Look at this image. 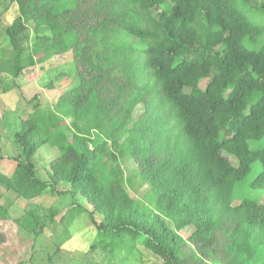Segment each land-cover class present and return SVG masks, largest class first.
<instances>
[{"label":"trees","instance_id":"trees-1","mask_svg":"<svg viewBox=\"0 0 264 264\" xmlns=\"http://www.w3.org/2000/svg\"><path fill=\"white\" fill-rule=\"evenodd\" d=\"M0 25V77L68 53L74 73L51 107L35 96L20 118L4 193L68 199L95 230L86 254L108 264L140 261V249L161 264H264V147L250 146L264 139V0H9ZM43 149L55 156L39 171ZM125 163L147 187L141 200ZM60 212L48 208L50 223ZM31 225L27 262L66 264L59 248L41 258L44 227Z\"/></svg>","mask_w":264,"mask_h":264},{"label":"rangeland","instance_id":"rangeland-1","mask_svg":"<svg viewBox=\"0 0 264 264\" xmlns=\"http://www.w3.org/2000/svg\"><path fill=\"white\" fill-rule=\"evenodd\" d=\"M8 3L9 0H0V11ZM13 12L12 10L10 11L11 14ZM5 16L7 15L5 14ZM9 20L7 18L5 22ZM22 40L23 46L31 44V28ZM8 52H10V48L7 40H4L3 30L0 25V65L3 63L2 59H5V56L9 54ZM61 73L64 76L54 84V89H48L46 87L47 84ZM73 77V62L70 53L54 57L42 65L26 69L15 80H11V77L5 75L0 77V155L3 157L0 160L1 174L9 175L13 170V164L7 160V157L15 154L13 135L19 130L20 118L27 116L33 110V105L35 104L33 98L37 96L43 107H51L60 93L74 85ZM204 84L205 82H202L200 87L202 88ZM142 111V105L137 106L132 119H137ZM250 146L252 148L256 146L264 147V139L258 144L253 143ZM54 156L55 152L53 151L40 150L35 158L37 169L39 171L45 170ZM227 158L233 166H237V161L233 157L227 156ZM122 167L125 175L131 177L133 182V189H129L130 195L141 200L147 192V187L133 176L135 170L133 165L125 163ZM260 169L259 164H254L247 176V182H250ZM251 195L254 197L253 194ZM263 202L264 197L261 198V203ZM0 205L8 209L10 216L9 219L0 221V235L2 237L0 264H15L19 261L29 264L27 260L31 254L32 238L28 232L32 226L33 216L39 220L38 227H44L42 235L36 242V248L38 250L39 248L42 249L40 256L42 259L44 258V261L48 254L59 248L62 260L66 264H108L109 261L100 251L86 254L87 249L94 240L95 230L81 212L68 207V199L58 200L56 198L42 197L31 202H25L16 199L13 194L4 193L0 189ZM50 206H54L61 211L55 217L54 223H50L48 217V208ZM63 215H66V219L70 220L69 225L64 221L59 223V219ZM13 219H17L19 227ZM191 233L192 228H187L182 230L180 235L186 239ZM46 253L48 254L46 255ZM140 255V261H138L137 257L130 255L115 257L110 261L111 264H161L160 260L142 249H140Z\"/></svg>","mask_w":264,"mask_h":264}]
</instances>
